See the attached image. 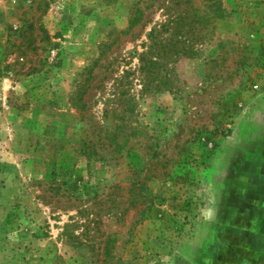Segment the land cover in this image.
I'll return each instance as SVG.
<instances>
[{
	"label": "rangeland",
	"instance_id": "rangeland-1",
	"mask_svg": "<svg viewBox=\"0 0 264 264\" xmlns=\"http://www.w3.org/2000/svg\"><path fill=\"white\" fill-rule=\"evenodd\" d=\"M0 264H264V0H0Z\"/></svg>",
	"mask_w": 264,
	"mask_h": 264
}]
</instances>
